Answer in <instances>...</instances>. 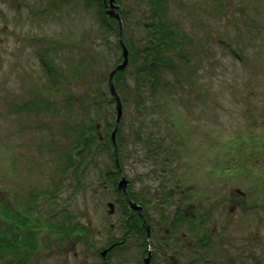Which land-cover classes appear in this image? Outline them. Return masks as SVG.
<instances>
[{"label": "rangeland", "instance_id": "rangeland-1", "mask_svg": "<svg viewBox=\"0 0 264 264\" xmlns=\"http://www.w3.org/2000/svg\"><path fill=\"white\" fill-rule=\"evenodd\" d=\"M85 1L0 0V193L13 196L14 210L26 212L35 203L42 219L38 264H61L71 257L74 240L79 253L88 236L93 248L105 245L115 219L107 213L117 193L105 171L112 161L107 147L84 167L64 169L69 139L61 130L76 111L68 105L78 91L75 63L89 42L109 64L120 53L118 34L102 28L96 4ZM250 1L166 0V18L187 35L189 62L177 61L175 68L194 74L191 89L168 110L177 134L160 121L165 115L156 116V127L147 124L154 142L171 144L168 149L128 135L132 111L122 113L123 171L130 187L184 188L186 202L204 205L214 222V250L224 264H264V27L250 24V14L264 19V0H252L253 10ZM121 2L122 32L138 41L146 3ZM49 63L57 73H46ZM161 77V84L179 89L173 72ZM41 97L47 105H37ZM24 102L28 108H19ZM67 218L74 233H52L50 226Z\"/></svg>", "mask_w": 264, "mask_h": 264}, {"label": "trees", "instance_id": "trees-1", "mask_svg": "<svg viewBox=\"0 0 264 264\" xmlns=\"http://www.w3.org/2000/svg\"><path fill=\"white\" fill-rule=\"evenodd\" d=\"M143 1L146 3L140 18L143 24V32L138 41L128 38L122 33L123 40L129 50L128 64L125 68L116 70L113 83L121 100L122 113L124 108L129 112L132 111L133 114L128 119V135L146 145L151 143L157 149H168L171 144L162 146L163 144L158 140L160 137H156L158 142H154V131H151L147 124L152 123L151 126L156 127V123H159L156 116L165 115L160 118V121L167 124L177 134L168 110L169 107L176 105L178 96L187 92L186 87L191 89L189 87L193 85L194 74L192 72L178 73L175 68L177 61L189 62L186 55L187 49L184 46L187 35L173 21L166 18V0ZM85 2L86 4L93 2L96 4L94 5L101 19L102 28L118 33L117 21L106 14L103 0H86ZM114 2L119 5L118 12L123 20L122 2L121 0H114ZM83 45L80 44L77 47L80 49ZM114 45L120 49L118 39L115 40ZM87 47L88 51L85 52L80 49L83 53L80 54L77 63H75L76 73L72 76L75 79V86L78 87L77 94L68 99V105H72L76 111L70 119L64 122V127L61 130L68 135L67 138L69 139L64 169L68 170L75 166L84 167L89 162V158H94L95 152L102 147H107L112 155V161L105 171L109 173L108 178L112 182V186L116 188L119 173L114 162L111 141V131L114 127L115 118L112 115L115 111V99L109 92L107 76L110 69L114 64L121 61L122 57L120 53L114 57L113 53L109 64L108 58H103L100 53L96 52L90 42ZM89 51L91 52L88 53ZM45 69L47 74L52 73V71L58 72V69L50 63L46 65ZM165 70L174 73L175 82L179 89H175L168 81L163 80V84H161V75ZM59 75L63 79L62 83L68 85L71 80L65 78L67 76L64 73L60 72ZM53 83L56 88L59 86L57 79H54ZM159 84L161 85L159 86ZM79 86L81 87L79 88ZM170 89H174V91L171 90L172 93H167ZM49 99L52 100L51 97ZM46 100V97H41L36 103H38L37 105H47ZM29 102H24L18 107L26 109ZM32 105L33 103L29 107L32 108ZM98 121H101L102 138H99L95 131V124ZM123 123L124 120L121 117L115 134L118 161L122 169V152L126 141V135L123 136L126 133L122 130ZM172 143L179 146L176 138L173 139ZM104 179L106 180L105 177ZM131 189L128 186V194L130 198H134V192ZM117 191L123 195L120 190L117 189ZM13 199V196L8 194V190L0 193V264H38L35 256L40 246L38 232L42 219L34 213L36 210L35 203L29 206L32 212L30 208L26 212H22L13 209V201L15 200ZM74 226V224L70 225L69 218H67L50 227L52 233L66 236L74 231Z\"/></svg>", "mask_w": 264, "mask_h": 264}, {"label": "flooded vegetation", "instance_id": "flooded-vegetation-1", "mask_svg": "<svg viewBox=\"0 0 264 264\" xmlns=\"http://www.w3.org/2000/svg\"><path fill=\"white\" fill-rule=\"evenodd\" d=\"M248 8H255L252 0ZM250 17L252 28L259 22L264 27V19L253 18V14ZM179 188L131 189L134 198H129L136 207L131 205L122 190L123 195L115 190L113 206L107 211L115 219L106 231L105 245L93 248L88 236L80 242L86 248L78 253L74 240L71 249H75L69 252L71 257L61 264H75L78 255L77 264H224V260L217 257L218 251L214 250L218 244L210 215L205 213L204 205L187 203L184 188ZM92 256H98L99 261H94Z\"/></svg>", "mask_w": 264, "mask_h": 264}, {"label": "water", "instance_id": "water-1", "mask_svg": "<svg viewBox=\"0 0 264 264\" xmlns=\"http://www.w3.org/2000/svg\"><path fill=\"white\" fill-rule=\"evenodd\" d=\"M104 1V7H105V11L107 14L111 15L112 17H114L117 20L118 23V27H119V33H118V41L121 47V54H122V60L121 62L115 64L113 66V68L110 70V72L108 73V77H107V84H108V88H109V92L110 94L114 97L115 99V110H116V115H115V123H114V127L111 131V140L113 143V154H114V161L118 167V170L120 172V178L117 182V187L119 189H121L126 197L128 198L129 202L131 203V205H133L134 207H136V203L132 202L127 194V184H128V179L124 176V174L122 173V170L120 168L119 165V161H118V152H117V144H116V140H115V133L118 129L119 126V121L120 118L122 116V104H121V100L120 97L118 95V93L116 92L114 83H113V75L114 72L118 69H122L126 66L127 62H128V49L126 47V45L124 44L123 40H122V36H121V30H122V26H121V19L119 16V13L117 11L118 9V5L114 4V0H103ZM95 129H96V133L97 135L102 138V134L100 131V123H96L95 125ZM110 208L113 206L112 202H108L107 204ZM138 208H140L139 206H137ZM140 210V209H139Z\"/></svg>", "mask_w": 264, "mask_h": 264}]
</instances>
